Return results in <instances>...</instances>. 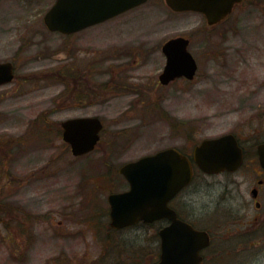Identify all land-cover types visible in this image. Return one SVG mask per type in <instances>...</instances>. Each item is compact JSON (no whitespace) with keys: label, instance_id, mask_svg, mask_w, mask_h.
Returning a JSON list of instances; mask_svg holds the SVG:
<instances>
[{"label":"rangeland","instance_id":"rangeland-1","mask_svg":"<svg viewBox=\"0 0 264 264\" xmlns=\"http://www.w3.org/2000/svg\"><path fill=\"white\" fill-rule=\"evenodd\" d=\"M54 2L0 0V58L15 66L0 98V264H153L158 227L111 231L107 195L128 189L123 164L166 148L190 155L204 139L236 134L252 150L264 127V0H244L214 27L149 0L68 37L44 24ZM179 36L196 76L161 86V47ZM76 117L104 126L81 157L60 126ZM253 169L197 171L184 191V211L212 233L205 264H264L232 232Z\"/></svg>","mask_w":264,"mask_h":264},{"label":"water","instance_id":"water-1","mask_svg":"<svg viewBox=\"0 0 264 264\" xmlns=\"http://www.w3.org/2000/svg\"><path fill=\"white\" fill-rule=\"evenodd\" d=\"M148 0H56L44 16L49 31L70 34L106 21ZM242 0H165L174 12L195 11L204 14L207 23L214 25L232 11ZM189 40L176 37L162 46L166 65L159 82L167 85L177 78L192 80L197 65L188 51ZM13 79L11 63L0 64V85ZM63 141L68 143L73 156L94 150L100 140L103 125L97 117H77L61 123ZM264 168V145L259 148ZM242 150L231 135L205 139L192 153L193 163L202 172L212 175L234 172L242 163ZM129 189L108 196L111 227L123 229L139 221L150 223L167 218L171 224L159 231L161 254L156 264H201L200 252L210 243L207 232L200 231L177 218L168 202L193 177V165L188 157L174 148L124 164L119 169Z\"/></svg>","mask_w":264,"mask_h":264},{"label":"flooded vegetation","instance_id":"flooded-vegetation-1","mask_svg":"<svg viewBox=\"0 0 264 264\" xmlns=\"http://www.w3.org/2000/svg\"><path fill=\"white\" fill-rule=\"evenodd\" d=\"M143 5H141V6H143ZM234 9H235V7H234ZM181 13H189V14H191V13H194V12H181ZM112 19H114V18H112ZM112 19H110V20H112ZM110 20H107L105 22H108ZM224 21H222V22H220V23H218L216 25H213L211 27L220 25ZM105 22H102V23H99V24H95L93 26H89V27H87L85 29H82V30H80L78 32H75V33H71V34H67V35L63 34V35L66 36V37L72 36V35H75V34H77L79 32H82L84 30H87V29H90L92 27H95V26H98L100 24H103ZM189 43H190V40H189ZM188 49H189V47H188ZM161 51H162V47H161ZM0 55H1V51H0ZM164 58H165V65H166V57H165V55H164ZM193 58L195 59L194 56H193ZM195 61H196V59H195ZM7 62L8 61L2 60L0 58V64H5ZM9 63H11V65H12V74H13L12 81H13L14 77H15V66H14V64L12 62H9ZM196 63H197V61H196ZM165 65H164V67H165ZM181 79H183V78H178V79L172 81L171 83H173V82H175L177 80H181ZM158 82H159V77H158ZM6 85L7 84L0 85V98L4 94V89H5ZM161 86H164V85H161ZM263 113H264V109H263ZM258 116H261L260 119L258 118ZM258 116L256 118L264 123V114H259ZM251 130H254V129H251ZM256 130H259L261 133L257 137V139L253 142V145L248 143L249 146L252 148V150H249L246 147V144L248 142L247 139H245V138L242 139V138H240V136H238L236 134H233L235 136L237 142H238L239 147L242 150V156H243L242 165L236 172H223V173H220V174L234 175V174H237L243 168H245V166L249 168L250 164H255L256 165V169H253V172H252V173L255 174V178L252 180L251 186L249 187V191H248V194H247L248 199H243V201L241 202V205H240L241 210L239 209L240 213L235 214L233 216L234 222H233L232 225H233V227H235L237 225V227L234 228L233 231L230 230V232L231 231L235 232V235L239 234L238 235L239 238L236 240V243L239 245V250H243V251L253 250V251H255V253L257 255H259V253L264 252V168L261 165L260 153H259V148L262 145H264V127L261 126L259 129H256ZM175 149H177V148H175ZM178 151L181 152L182 154H184L185 156L189 157V158H191V156H192V153L190 155H187V154L183 153L181 150H178ZM197 171H198L197 169L193 168V180H192V182H191V184L189 186L192 185V183L194 181V178L196 177ZM220 174H217V175H220ZM209 176H213V175H209ZM188 187H186L180 193H178L176 196H174L168 202V207L170 209H172L176 213V216H177L178 219L190 224L192 227H194L197 230L205 231V232H207L209 234L210 245L208 247H206L205 249L201 250V253H200L201 257H202V263L201 264H205L206 263L205 262L206 257L204 255V253L212 245L213 237H212V233L210 232V230L198 228L196 226V224L194 223V218H193L192 214L191 213L188 214L186 211H184L185 207L182 204L183 197H184L183 193H184V191H186V189ZM107 197H108V195H107ZM252 209H253V211H252ZM109 211L110 210H109V205H108V213L105 214L104 216H106L107 219H108L107 226L110 228L111 231L118 232V231H122V230H125V229H128V228H134V227H137L139 225H144L147 228H151L152 226H157L158 227L157 231H155V236H154V237H156L155 241H157V251H158L157 252V257H156L157 258L156 262H157L159 260V258H160V254H161V238L159 236V231L161 229L165 228L166 226L170 225L171 221L168 220L167 218H161V219L155 220V221L150 222V223H144L142 221H139L136 225H133V226L121 229V230H115V229H113L111 227V219H110ZM229 237H230V235H229ZM123 258H124V260L128 259L127 257H123Z\"/></svg>","mask_w":264,"mask_h":264},{"label":"trees","instance_id":"trees-1","mask_svg":"<svg viewBox=\"0 0 264 264\" xmlns=\"http://www.w3.org/2000/svg\"><path fill=\"white\" fill-rule=\"evenodd\" d=\"M0 208H2V210H5L7 209V207L5 208V206L3 207V205L0 206ZM5 208V209H4Z\"/></svg>","mask_w":264,"mask_h":264}]
</instances>
